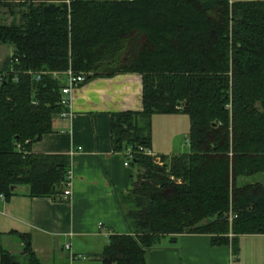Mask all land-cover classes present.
Segmentation results:
<instances>
[{"label": "trees", "instance_id": "obj_1", "mask_svg": "<svg viewBox=\"0 0 264 264\" xmlns=\"http://www.w3.org/2000/svg\"><path fill=\"white\" fill-rule=\"evenodd\" d=\"M16 1L18 21H0L13 47L0 67V195L28 186L61 201L67 189L70 156L31 151L64 111L53 72H136L142 111L110 120L112 150L130 148L136 168L118 198L130 234L109 238L102 264H146L168 236L209 235L236 256L238 236L264 235V1ZM170 114L189 118V153L158 165L139 148H151L152 117ZM18 238L22 260L0 248V264H41Z\"/></svg>", "mask_w": 264, "mask_h": 264}, {"label": "crops", "instance_id": "obj_2", "mask_svg": "<svg viewBox=\"0 0 264 264\" xmlns=\"http://www.w3.org/2000/svg\"><path fill=\"white\" fill-rule=\"evenodd\" d=\"M142 109V77L136 72L92 77L74 88L70 117H58L54 131L31 147L38 155L70 156V199L32 198L28 186L9 198L0 195V248L22 260L18 237L26 235L41 264H102L109 238L130 234L118 198L136 178V168L124 166V153L112 150L111 116ZM155 116H171L177 125L181 114L154 115L152 121ZM156 147L151 143L154 156L179 155L174 147ZM237 248L234 256L231 247L213 246L209 235L168 236L146 252V264H264V235L238 236Z\"/></svg>", "mask_w": 264, "mask_h": 264}, {"label": "rangeland", "instance_id": "obj_3", "mask_svg": "<svg viewBox=\"0 0 264 264\" xmlns=\"http://www.w3.org/2000/svg\"><path fill=\"white\" fill-rule=\"evenodd\" d=\"M6 2H10L9 4L13 6V12H11L7 5H3ZM16 2V0H0L1 22L9 24L14 20L18 21L20 10L16 6ZM12 50L13 47L11 44H4L0 42V67L3 64L4 59L7 57V55L12 52ZM171 119L173 120L174 118H171V116H155V118H153L151 126V143L154 147L157 146L162 150H168L169 148L174 147V149L177 150L176 152L179 153V155H185L189 153V147L187 142L188 132L190 130L189 118L188 116L181 114V116H179L178 118L179 122H177V125ZM152 154L155 155L154 153ZM158 156L161 155L158 154Z\"/></svg>", "mask_w": 264, "mask_h": 264}, {"label": "built area", "instance_id": "obj_4", "mask_svg": "<svg viewBox=\"0 0 264 264\" xmlns=\"http://www.w3.org/2000/svg\"><path fill=\"white\" fill-rule=\"evenodd\" d=\"M29 74L35 75V79H39L40 75L43 74V72H33V71H29ZM5 73L0 72V79L2 76H4ZM54 76L55 75H62L61 78L64 81V86L61 88L62 91V95L63 98L60 102L61 106L64 108V111L61 112L59 114V117L62 119H66L70 117V95L72 93V90L78 86H80L81 84H83L85 82V73L84 72H79V73H75L74 71H72L70 68L65 70L62 73L59 72H53L52 73ZM139 151H141L143 154L152 157L154 159V162L158 165L162 164V161L160 159L159 156H154L150 150L148 149H143V148H139ZM124 157H125V162H124V166L128 167L130 166V162H131V158H132V151L130 148L126 149V151L124 152ZM67 180H68V184H67V189L63 192L62 195H60V200L61 201H68L70 199V184L72 181V172L69 171L68 175H67ZM3 197V196H1ZM232 217L230 218V222H231ZM101 225H99L100 227ZM229 238H232V235H229ZM69 246H66V249H68Z\"/></svg>", "mask_w": 264, "mask_h": 264}]
</instances>
